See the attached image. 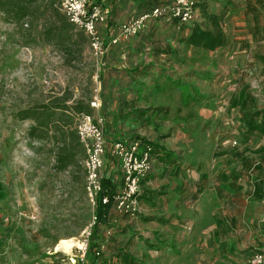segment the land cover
Here are the masks:
<instances>
[{"label": "rangeland", "instance_id": "obj_1", "mask_svg": "<svg viewBox=\"0 0 264 264\" xmlns=\"http://www.w3.org/2000/svg\"><path fill=\"white\" fill-rule=\"evenodd\" d=\"M167 1L115 0L101 38ZM194 1L198 28L223 38L215 51L180 44L188 27L152 20L96 58L87 37L64 25L60 0H0V264H71L75 250L56 246L78 241L92 222L83 152L60 171L59 133H29L32 114L54 104L70 108L72 130L79 107L102 117L107 151L133 139L156 146L138 214L110 212L96 228L93 264H119L122 253L134 264H234L225 257L248 232L264 249V138L246 142L230 106L246 86L264 109V0ZM112 160L107 153L101 178L117 192L122 173Z\"/></svg>", "mask_w": 264, "mask_h": 264}, {"label": "built area", "instance_id": "obj_2", "mask_svg": "<svg viewBox=\"0 0 264 264\" xmlns=\"http://www.w3.org/2000/svg\"><path fill=\"white\" fill-rule=\"evenodd\" d=\"M110 0H60V10L68 23L83 32L87 37L90 50L96 58H102L107 51V45L99 34L108 18ZM152 20L177 21L180 25L190 26L196 20V2L194 0H171L167 5L153 8L137 18L120 23L116 36L109 38L108 45H115L120 39L126 40L143 31ZM90 106L99 108L98 98L92 99ZM75 132L85 153L84 194L92 208L95 207L97 196L102 191L101 171L104 168L106 142L104 137V121L100 116L92 118L79 114L75 119ZM109 152L120 165L122 182L120 189L113 197V208L118 214L134 218L139 212L138 197L141 185L153 168L152 148L139 141H118L110 146ZM101 203L107 204L104 197ZM96 224L95 217L85 228L79 240L75 255L70 254L71 264H84L85 254L89 246L92 228ZM109 233V232H107ZM98 256V252L95 253ZM247 264H264V250L257 251Z\"/></svg>", "mask_w": 264, "mask_h": 264}, {"label": "trees", "instance_id": "obj_3", "mask_svg": "<svg viewBox=\"0 0 264 264\" xmlns=\"http://www.w3.org/2000/svg\"><path fill=\"white\" fill-rule=\"evenodd\" d=\"M114 1L115 0H110L107 3V5H105L106 7L109 8V15L106 20V23L103 26L112 25L111 8H112ZM170 1L171 0L165 3L156 4L155 6L151 7L148 11L144 13L149 12L155 7L167 5ZM15 12L17 13V11ZM144 13H141L135 18L141 16ZM153 21H158V20H153ZM168 22H174V20L168 21ZM64 25L67 26L68 28L69 26L73 27L72 25L68 23V21L66 23L64 22ZM83 36H84L83 32L81 31L78 32V37L81 38ZM108 43H109V39L105 41V45H107V50L110 46H112V45H108ZM179 43L185 44L193 48H199V49H204V50L213 52L223 45V38L219 34L214 35L209 32L202 31L199 28L194 27L191 30V34L189 35V37L186 39L180 40ZM258 60L262 64H264V57H259ZM230 106L231 108H234L235 110H237L241 115L240 120L244 128L243 137L245 138L246 142L250 141L254 137L264 138V109H261V110L257 109L254 97L249 93L248 88H246V86L241 87L237 98L231 100ZM38 110L39 111H37V113L32 114L34 116L35 126L30 128L29 133H31V136L34 137L36 133L42 134L41 132L44 133L51 126L55 130V132L59 133V138L61 142V149H60L61 154L57 156L56 158L57 166L59 170L64 171L66 168L73 165L75 163V158H76V154L78 151L83 152V156H84L83 159H85V153L83 151L82 145L79 143V140L75 132V128L74 130H72V119L65 115V113L69 112L70 108L67 107L65 104H54L50 107H41ZM76 112H77V115L79 114L89 115L88 107H79L76 109ZM104 128H105V125H104ZM104 137H105V129H104ZM35 139L37 141H42L43 137L38 135L35 137ZM133 140L139 141L142 144L150 145L152 148V158L155 160V151H156L155 145H151V143H149L148 141L142 140V139H133ZM106 146H107V143H106ZM109 149L108 151L106 150V154L108 153L110 155ZM260 150H263L264 152V147L263 149H260ZM111 163L113 165H119V162L115 158H113ZM204 183H205V178L204 176H201V179L199 180V183L197 185L198 187L197 194L201 193L202 190L204 189V186H205ZM101 186H102V191L98 194L96 205L93 208V217H95L96 219V224L92 228L89 246L85 254L84 260L86 264H93L92 260L95 258L94 251H93V247H94L93 240L96 235V228L99 226L107 225L110 212L112 211V208H113V197L116 194V189L112 185L110 179L101 178ZM104 197L108 198V203L103 205L101 203V200Z\"/></svg>", "mask_w": 264, "mask_h": 264}, {"label": "crops", "instance_id": "obj_4", "mask_svg": "<svg viewBox=\"0 0 264 264\" xmlns=\"http://www.w3.org/2000/svg\"><path fill=\"white\" fill-rule=\"evenodd\" d=\"M114 3H115V1H114ZM113 3V4H114ZM114 5H112V8H111V22H112V20H114V18H113V14H114V11H115V7H113ZM197 20H198V9H197V4H196V20H195V22L192 24V25H190V26H184V25H181V26H184V27H188V28H190V29H188L189 30V34H188V36L186 37V38H188L189 37V35L191 34V30L194 28V27H196V28H198V26L196 25V23H197ZM158 21H161V20H158ZM164 21V20H163ZM164 22H166V21H164ZM175 22V21H174ZM177 23V22H176ZM179 24V23H178ZM180 25V24H179ZM206 32V31H205ZM214 35H216V34H214ZM185 38V39H186ZM180 41V40H179ZM195 49H199V48H195ZM202 50H204V49H202ZM205 51H207V50H205ZM210 52V51H209ZM109 81H115V80H112V79H109ZM118 84V83H117ZM131 141H134V140H131ZM131 141H128V142H131ZM154 163H155V160L153 159V165H154ZM149 176V175H148ZM148 176H147V178L143 181V183H142V185H141V188L143 187V185L145 184V182L147 181V179H148ZM204 178H205V176H204ZM200 179H201V177H200ZM199 179V180H200ZM205 182H206V180H205ZM198 183H199V181H198ZM198 183H197V185H198ZM205 184V183H204ZM204 188H205V186H204ZM197 190H198V187H197ZM204 190V189H203ZM202 190V191H203ZM200 194V193H199ZM198 194H197V192H196V195L193 197V199H195L196 198V196H197ZM247 227V226H246ZM216 230H217V227H215V229L213 230V235L212 236H215L217 233H216ZM245 230H246V228H245ZM245 230H244V232H245ZM247 230L249 231V229H248V227H247ZM257 234V233H256ZM249 236H250V232H248V234H245L244 235V239L241 241V243H240V246L238 247L239 248V253H235L234 254V257H229V256H226L225 257V259H231V260H233V259H238V261H234V264H247L250 260H251V258L253 257V255L257 252V251H259V250H264L263 248H261V249H258L259 248V244H257L256 243V241L255 240H251V241H247V237L249 238ZM250 255H249V254ZM117 260H119L120 261V263L119 264H134L136 261V259L134 258V257H132L131 255H129L128 253H122V255H119L118 256V259Z\"/></svg>", "mask_w": 264, "mask_h": 264}, {"label": "bare ground", "instance_id": "obj_5", "mask_svg": "<svg viewBox=\"0 0 264 264\" xmlns=\"http://www.w3.org/2000/svg\"><path fill=\"white\" fill-rule=\"evenodd\" d=\"M79 243L74 239L69 240H61L59 244L56 246L57 250H61L64 253L68 254L71 252L72 248L78 247Z\"/></svg>", "mask_w": 264, "mask_h": 264}]
</instances>
